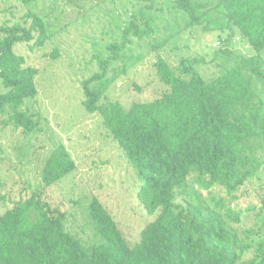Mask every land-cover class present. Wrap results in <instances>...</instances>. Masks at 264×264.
Here are the masks:
<instances>
[{"label": "trees", "instance_id": "trees-1", "mask_svg": "<svg viewBox=\"0 0 264 264\" xmlns=\"http://www.w3.org/2000/svg\"><path fill=\"white\" fill-rule=\"evenodd\" d=\"M16 1L26 7L41 0ZM145 1L160 2L159 12L185 17V29L207 28L209 15L217 13L221 31L239 34L254 54L211 79L191 66L178 73L158 57L162 93L129 107L107 98L115 77H107L108 62L101 61L102 73L83 82V106L100 116L136 171L138 201L156 218L131 246L93 198L87 208L93 238L83 240L68 231V213L48 195L76 169L61 144L45 160L39 188L26 199L12 200L13 206L0 214V264H238L250 251L251 264H264V197L247 209L258 206V230H241L242 211L232 207L239 194L247 195L249 178L264 164V98L254 86L255 80H264V0ZM28 14L29 26L26 20L25 25H0V115L25 135L38 128L24 106L38 95L39 72L14 46L34 42L43 47L54 36L46 16ZM129 33L141 39L149 31H139L132 20L125 36Z\"/></svg>", "mask_w": 264, "mask_h": 264}, {"label": "rangeland", "instance_id": "rangeland-1", "mask_svg": "<svg viewBox=\"0 0 264 264\" xmlns=\"http://www.w3.org/2000/svg\"><path fill=\"white\" fill-rule=\"evenodd\" d=\"M145 5L152 6L146 9ZM161 7L160 2L145 0H41L26 7L16 0H0V25H25L26 20L29 26L31 19L26 17L31 12L46 16L54 33L43 47L34 42L14 46L27 66L39 72L38 95L24 106L38 128L25 135L6 124V115H0V214L13 206L12 200L26 199L39 188L45 160L64 144L76 169L50 188L48 195L68 213L67 230L83 240L93 238L87 208L97 198L128 243L139 242L142 230L156 216L149 215L138 201L140 178L100 116L86 112L83 82L102 73L100 62L107 61V77H115V81L106 96L129 107L134 102L153 101L162 93L164 87L155 68L158 57L178 73L191 66L211 79L254 54L239 34L221 31L217 13L209 15L207 28L185 29V17L159 12ZM132 20L139 31L148 30L149 34L141 39L131 33L125 36ZM112 45L117 49L113 51ZM254 86L264 98V80H255ZM244 189L247 195L239 194L232 207L242 211L241 230H258L262 227L258 206L247 209L264 197V164ZM213 193L222 194L218 190ZM253 259L250 251L238 264H251Z\"/></svg>", "mask_w": 264, "mask_h": 264}]
</instances>
